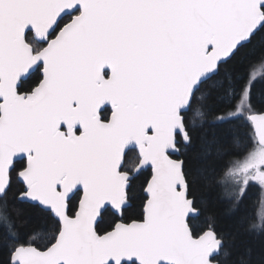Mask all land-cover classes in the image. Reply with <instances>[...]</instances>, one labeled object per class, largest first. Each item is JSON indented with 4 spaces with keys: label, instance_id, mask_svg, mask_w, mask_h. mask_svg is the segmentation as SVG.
I'll return each instance as SVG.
<instances>
[{
    "label": "snow or ice",
    "instance_id": "6c2138e0",
    "mask_svg": "<svg viewBox=\"0 0 264 264\" xmlns=\"http://www.w3.org/2000/svg\"><path fill=\"white\" fill-rule=\"evenodd\" d=\"M258 77L264 0H0V264H264Z\"/></svg>",
    "mask_w": 264,
    "mask_h": 264
},
{
    "label": "trees",
    "instance_id": "16d2710c",
    "mask_svg": "<svg viewBox=\"0 0 264 264\" xmlns=\"http://www.w3.org/2000/svg\"><path fill=\"white\" fill-rule=\"evenodd\" d=\"M244 50L241 49V52ZM240 53H237L236 57H233L229 64H233ZM253 101L257 107L264 106V78L258 77L253 84ZM198 195L204 196L208 201L210 207H212L216 213L217 219L220 225L225 229L229 230L234 227L236 222V215L228 216L225 215V211L229 206V201L226 198H219L218 190L209 189L200 192ZM258 190L255 187H250L244 200V205L248 206L253 212L258 210L259 202L252 208L253 201H257ZM248 245L252 246L256 252H264V240L257 237L245 236L242 237Z\"/></svg>",
    "mask_w": 264,
    "mask_h": 264
},
{
    "label": "rangeland",
    "instance_id": "374dc122",
    "mask_svg": "<svg viewBox=\"0 0 264 264\" xmlns=\"http://www.w3.org/2000/svg\"><path fill=\"white\" fill-rule=\"evenodd\" d=\"M259 207H260V203H259L258 209H259Z\"/></svg>",
    "mask_w": 264,
    "mask_h": 264
}]
</instances>
